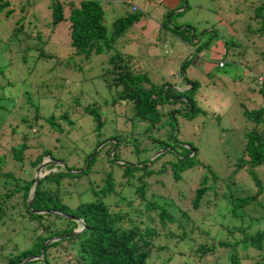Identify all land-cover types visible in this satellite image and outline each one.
Returning a JSON list of instances; mask_svg holds the SVG:
<instances>
[{
	"label": "trees",
	"instance_id": "trees-1",
	"mask_svg": "<svg viewBox=\"0 0 264 264\" xmlns=\"http://www.w3.org/2000/svg\"><path fill=\"white\" fill-rule=\"evenodd\" d=\"M29 1L18 0L17 17H12L13 24L6 28L10 30L6 43L0 47L6 49L8 61L6 65L0 63V80L4 79L3 84L0 82V124L13 109L20 85L41 57L51 63L50 73L57 72L66 79L81 65L89 73L91 56L106 53L105 66L92 75L98 76L107 92L99 102L90 100L82 105L80 114L91 121L87 135L91 134L93 139L85 147L79 143L83 144L91 135H70L71 126L77 121L69 116L70 106L66 105L57 116L52 113L41 116V122L37 103L26 95L32 114L20 115L11 126L15 141L9 144L7 157L0 152V169L7 159L15 164V169L0 172V228L5 225L3 218L10 209H16L19 218L32 226L20 232V239L26 240L23 247L0 249V264H165L178 255L179 258L182 255L181 264H264V203L256 200L261 183L255 172L256 166L264 165V0H256L250 6V15L255 19L250 30L255 38L247 46L248 69L261 105L246 108L237 102L250 126L243 128L241 150L228 165L230 174L225 175L226 183L223 181L220 186L216 185L223 179L207 165L197 163L195 147L176 137V117L189 119L199 112L193 98L197 82L183 77L187 87L182 90L166 81L154 83L133 64L130 55L108 54L115 40L139 20L137 8L125 10L106 25L102 0H48L43 9L45 13L48 11L47 19L40 12L27 13L25 5ZM9 5L8 0H0V15L5 20L15 10ZM180 25L166 30L175 32ZM56 27H63L59 30L66 39L61 48L48 41L50 31ZM182 30L189 38V30ZM31 38L37 44L19 48L20 43ZM191 38L196 49L199 48L202 43L195 41L193 33ZM11 46L17 54L14 63L18 62L21 70L18 77L13 75L17 81L13 86L2 74L13 62L9 56ZM252 71L257 73L253 75ZM94 76L86 79L92 80ZM85 91L79 89V94ZM10 96V108H6ZM103 103L123 104L127 110L113 111L111 123L106 127L103 110L99 109ZM22 107L23 104L18 105L17 109ZM44 123L48 124V132L42 130ZM137 123L143 127L134 132ZM164 127L161 135H154V131ZM52 135L56 145L46 143ZM144 135L150 141L139 146L138 137ZM30 149L39 152L33 158L23 159V153ZM159 149L152 158H147L151 150L154 153ZM124 150L137 157L140 150L144 151L143 157L132 163L130 158L119 156ZM46 155L61 164L42 165L39 172L43 173L32 190V170ZM197 164L203 171L193 187L189 208L198 211L202 205V209L194 219L173 199L149 190L147 179L153 178L154 183L162 185L156 176L169 173L164 176L180 182L182 172ZM241 168L256 187L254 191L243 182L232 184L233 174ZM20 169L31 172L23 177L15 175L14 171ZM130 187L139 197L134 207L124 209L108 200L115 195L117 201H122L125 197L121 193L129 192ZM185 195L184 190L179 191V197ZM207 222L216 228L211 229ZM170 224L175 228L171 229ZM206 255L213 256L211 263L202 262ZM27 257L31 258L23 260Z\"/></svg>",
	"mask_w": 264,
	"mask_h": 264
},
{
	"label": "rangeland",
	"instance_id": "rangeland-1",
	"mask_svg": "<svg viewBox=\"0 0 264 264\" xmlns=\"http://www.w3.org/2000/svg\"><path fill=\"white\" fill-rule=\"evenodd\" d=\"M8 1L9 8L15 10L10 14L11 18L9 17L7 20L0 15V47H4L6 43L5 38L8 37L7 34L10 31L6 28L13 24L12 17H17L18 0ZM255 1L102 0L106 25L112 18L122 14L125 10H130L131 4L137 7V10H139L137 12H140L139 20L134 22L126 32L115 40L108 54L121 52L130 55L133 64L146 72L149 79L154 83L166 81L169 85H173V88L182 90L186 88L183 77L197 82L193 98L199 112L189 119L176 117L178 125L176 137L178 140L194 146L197 163L207 165L220 179L225 178L226 174H230L231 168H228V165H231V162H234L239 155L238 153L242 147L243 128L250 126V122L245 120L241 114L242 108L237 105V102H241L246 108L261 105V97L248 69L249 64L247 62V46L255 38L252 30H250V27L255 23V19L250 15V6ZM29 2L26 5L24 4L27 13H30L31 10L37 14L40 12L47 19L48 11L45 13L43 9L49 2L48 0H30ZM176 5L178 6L175 7ZM166 10H168L167 14H165ZM180 23L181 25L175 32L170 31L172 29L169 26ZM59 28L63 27H56V30H51V35L48 38L49 42L56 43V48H61L59 46L66 42ZM183 28L189 30V38L186 37ZM192 33L195 41L198 40L199 43H202L197 49L194 40L191 38ZM33 44H37V40L31 38L25 43H20L19 48L21 49L23 45L31 46ZM30 51L35 53L33 50ZM9 52L13 62H11L10 67L6 66L2 74L4 78L10 79L9 81L13 86L14 84L17 85L13 75L18 77L21 70L17 64L18 62L14 63L15 59L13 57L17 54H15L13 46L9 47ZM107 56L106 53L92 55V66L88 70L89 73L85 72V66L81 65V67L76 68L75 74H70L72 76L66 77V79L60 78L57 72L50 73L51 63L41 57L35 64V69L20 85L18 102L16 99L14 100L13 109L8 113L4 122L0 124V152H4L5 157H7L9 144L15 141V138H13L15 135L12 134L11 136V126L19 120L20 115L30 117L32 114V106L26 101L27 96H30L32 101L37 103L38 119L41 122H43L41 116H47L50 113L57 116L66 105L70 106L68 109L69 116L71 119L77 120L71 126L70 135L72 137L90 136L91 134L87 135V129L91 125V121H87L89 118L82 116L80 112L82 111V105L87 101L95 100L99 102L100 98L107 92L98 76H94L105 66ZM183 59L185 61L181 63ZM218 61L221 63L220 66H217ZM7 62V51L2 49L0 50V63L6 65ZM252 73L255 75L257 71H252ZM90 76H94V78L92 80L86 79ZM78 77L84 80H77ZM0 82L3 84L4 79L2 78ZM79 89H85V94H79ZM11 96L6 100V108H10ZM22 104L23 107L17 109V106ZM99 109L103 110L102 117L105 119V126L107 127L111 123L113 111L121 113L126 111L127 107L123 104L113 106L103 103L99 106ZM0 120H2L1 116ZM18 124L20 127L22 126L21 123ZM141 125V123H137L133 128L134 132L141 129L143 127ZM64 126L65 128L69 127L68 125L67 127ZM42 130L48 132L47 123H44ZM164 130L165 127L153 133L154 135H161ZM54 136L52 135L46 143L56 145ZM138 138L139 142L141 141L139 146L147 145L150 141L145 135ZM38 140L42 141L41 138ZM92 141L91 135L87 141H84L83 144L79 143V145L89 146ZM38 152L34 149L26 150L23 153V159L33 158ZM143 152L140 150V155L137 157L135 154L124 150L119 156L127 160L130 158L132 163H136L143 157ZM151 152V155L146 156L148 159L152 158L153 153ZM13 162V160L7 159L0 172L15 169ZM42 162L48 164L52 160L46 155L42 157ZM199 164L183 171L180 182H175L164 176H168L169 173L156 176L157 179L163 182L162 185L154 183L153 178H148L149 190L173 199L180 208L186 209L191 217L198 218L202 205L198 208V211L191 210L189 199L197 178L203 171ZM14 172L15 175L23 177L31 171L26 169L23 172L20 169ZM34 172L35 169L32 170V176H34ZM40 172L39 175H42L43 172ZM255 172L261 183V192L256 195V200L264 203V165L256 166ZM93 176L95 177V175ZM232 179V184L243 182L253 191L256 188L244 168L238 169L233 174ZM225 180H219L220 183L216 186H220L223 181L226 183ZM133 181V184L136 185L137 181L134 179ZM234 187L235 185L230 187L231 191L234 190ZM124 189H127V186ZM129 189V192L123 191L121 193L125 197L122 201H117L115 195H112L108 200L117 203L124 209L134 207L138 203L139 197L132 191V187ZM183 190L186 195L181 198L179 197V191ZM84 196H88V193H84ZM7 211L9 212L3 218L5 225L0 228V249L11 250L14 247H23L26 240L24 238L20 239V232H26V227L29 228L32 224L28 225L23 219L21 220L20 216L16 214V209ZM207 224L211 225V229L216 228V225H212L210 222H207ZM169 227L174 229L175 225L170 224ZM159 242L161 243L162 240ZM170 245L169 242L168 246ZM181 260L182 255L180 258L178 255L175 260L168 261L165 264H181ZM212 260V255H206L202 262L211 263ZM54 264L57 263L54 262Z\"/></svg>",
	"mask_w": 264,
	"mask_h": 264
},
{
	"label": "water",
	"instance_id": "water-1",
	"mask_svg": "<svg viewBox=\"0 0 264 264\" xmlns=\"http://www.w3.org/2000/svg\"><path fill=\"white\" fill-rule=\"evenodd\" d=\"M111 149H112V147H111ZM110 149V150H111ZM44 164V162H39L37 165H36V167H35V172H34V176H33V185H32V190H33V188H34V186L36 185V183H37V181H38V178H39V169H40V167L42 166ZM31 190V192H30V194H29V196H28V198H27V205L29 204V201H30V198H31V196H32V191ZM72 233H74V232H72ZM71 233V234H72ZM48 241V240H47ZM47 241H45L44 243H46ZM31 257H27V258H25V259H23V260H28V259H30Z\"/></svg>",
	"mask_w": 264,
	"mask_h": 264
},
{
	"label": "clouds",
	"instance_id": "clouds-1",
	"mask_svg": "<svg viewBox=\"0 0 264 264\" xmlns=\"http://www.w3.org/2000/svg\"><path fill=\"white\" fill-rule=\"evenodd\" d=\"M132 7H134V8H137L135 5H132L131 4V6H130V9H132ZM221 65V63L218 61L217 62V66H220ZM186 87H187V84L185 85ZM174 87V86H173ZM178 88V87H177ZM177 90H179V89H177ZM181 90V89H180ZM160 151V149L159 150H157V151H155L153 154H152V156L154 155V154H156V153H158ZM151 156V157H152ZM40 162H42V160L40 161ZM53 163H61V162H56V161H52ZM40 176V175H39Z\"/></svg>",
	"mask_w": 264,
	"mask_h": 264
}]
</instances>
